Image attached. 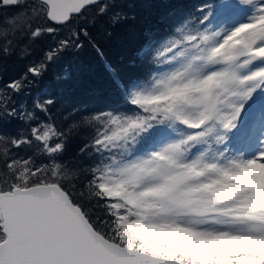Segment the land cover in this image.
Here are the masks:
<instances>
[{
  "label": "snow or ice",
  "instance_id": "6c2138e0",
  "mask_svg": "<svg viewBox=\"0 0 264 264\" xmlns=\"http://www.w3.org/2000/svg\"><path fill=\"white\" fill-rule=\"evenodd\" d=\"M97 3L38 0L37 15L52 23L33 28L19 12L0 21V51L59 28L69 35L48 62L83 48L81 37L99 50L88 28L76 27ZM237 3L254 9L247 22L214 28ZM198 11L199 27L185 22L155 53L160 71L132 81L130 113L83 119L93 135L79 169L60 157L81 125L61 131L49 120L0 135V264H264V0H212ZM46 70L42 63L28 74ZM52 103L36 108L50 116ZM15 115L0 104V119ZM36 118L20 114L29 124ZM74 178L79 188L69 185Z\"/></svg>",
  "mask_w": 264,
  "mask_h": 264
},
{
  "label": "trees",
  "instance_id": "16d2710c",
  "mask_svg": "<svg viewBox=\"0 0 264 264\" xmlns=\"http://www.w3.org/2000/svg\"><path fill=\"white\" fill-rule=\"evenodd\" d=\"M212 0H106L88 7L86 16L78 19L76 27H87L92 40L99 46L93 47L81 37L83 48L68 49L54 56L51 62L46 53L55 49L61 39L67 38L69 29L59 28L54 34L46 31L39 37H25L9 54L0 51V104L7 103L16 109L17 115L0 119V135L14 136L27 130L30 125L43 121L54 122L61 131L73 124L81 125L85 117L113 110L129 112L125 97L132 81L138 79L148 83L160 69L152 63L155 53L162 49L176 29L189 22V27H199L203 13L201 5ZM38 1L23 0L19 8L0 7V21L11 18L17 12L31 15L33 28H46L50 21L37 15L34 7ZM106 6L101 14L100 9ZM148 47L144 57L137 55ZM47 64L42 77L28 74L31 66ZM27 74V75H26ZM26 76V78H24ZM23 82L24 88L13 93L8 87L12 81ZM10 97V99H8ZM53 103L47 113L39 111L37 104ZM23 112H32L37 117L29 123L20 119ZM93 129L81 125L67 140L60 159L73 169H79L90 161L81 148L89 142ZM90 151V149H89ZM22 154L34 156L37 163L47 160L35 149H25ZM3 177H0L2 182ZM69 185L80 186L74 178Z\"/></svg>",
  "mask_w": 264,
  "mask_h": 264
},
{
  "label": "rangeland",
  "instance_id": "374dc122",
  "mask_svg": "<svg viewBox=\"0 0 264 264\" xmlns=\"http://www.w3.org/2000/svg\"><path fill=\"white\" fill-rule=\"evenodd\" d=\"M253 12L254 9L252 7L237 3L232 12L226 18H217L213 27H235L239 23L247 22V19L253 14Z\"/></svg>",
  "mask_w": 264,
  "mask_h": 264
},
{
  "label": "water",
  "instance_id": "95a60500",
  "mask_svg": "<svg viewBox=\"0 0 264 264\" xmlns=\"http://www.w3.org/2000/svg\"><path fill=\"white\" fill-rule=\"evenodd\" d=\"M36 1H38V0H36ZM106 0H98V3L97 4H99V3H102V2H105ZM96 5V4H95ZM91 6H94V5H91ZM90 7V6H89ZM52 23V22H51Z\"/></svg>",
  "mask_w": 264,
  "mask_h": 264
}]
</instances>
